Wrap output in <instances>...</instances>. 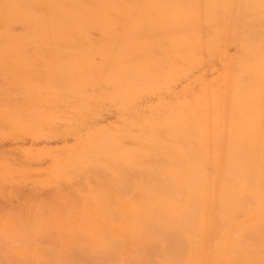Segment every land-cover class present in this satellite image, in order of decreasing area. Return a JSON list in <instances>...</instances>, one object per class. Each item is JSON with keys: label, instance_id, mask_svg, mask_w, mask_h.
Listing matches in <instances>:
<instances>
[{"label": "bare ground", "instance_id": "1", "mask_svg": "<svg viewBox=\"0 0 264 264\" xmlns=\"http://www.w3.org/2000/svg\"><path fill=\"white\" fill-rule=\"evenodd\" d=\"M0 44L115 112L63 172L164 201L123 218L136 260L264 264V0H0Z\"/></svg>", "mask_w": 264, "mask_h": 264}, {"label": "rangeland", "instance_id": "2", "mask_svg": "<svg viewBox=\"0 0 264 264\" xmlns=\"http://www.w3.org/2000/svg\"><path fill=\"white\" fill-rule=\"evenodd\" d=\"M52 49L0 44V264H170L159 255L136 260L131 248L140 245L128 239L123 222L163 200L63 172L87 131L113 123L116 114L107 101L79 99L74 80L61 76L72 64Z\"/></svg>", "mask_w": 264, "mask_h": 264}]
</instances>
